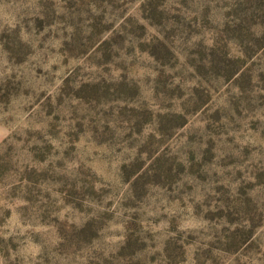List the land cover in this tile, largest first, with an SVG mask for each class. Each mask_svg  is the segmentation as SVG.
Listing matches in <instances>:
<instances>
[{
	"label": "rangeland",
	"instance_id": "obj_1",
	"mask_svg": "<svg viewBox=\"0 0 264 264\" xmlns=\"http://www.w3.org/2000/svg\"><path fill=\"white\" fill-rule=\"evenodd\" d=\"M0 264H264V0H0Z\"/></svg>",
	"mask_w": 264,
	"mask_h": 264
}]
</instances>
